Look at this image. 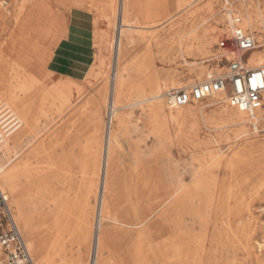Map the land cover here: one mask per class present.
I'll return each mask as SVG.
<instances>
[{"label":"rangeland","instance_id":"374dc122","mask_svg":"<svg viewBox=\"0 0 264 264\" xmlns=\"http://www.w3.org/2000/svg\"><path fill=\"white\" fill-rule=\"evenodd\" d=\"M24 1L0 4V10L8 11L5 18L0 17V93L6 92L1 83H6L8 75L21 70L16 66L29 62L39 85L29 94L21 134L13 132L4 141L11 145L15 138L21 139L19 155L15 159L3 151L0 163L14 162L19 168V200H30L31 213L36 216L31 226L24 228L11 191L1 186L9 195L36 264H40V255L52 257L55 264H74L71 259L83 253V263L91 264L101 229L108 235L105 264H133L132 253L140 247H151L157 260L144 264H172L169 240L173 237L189 246L188 252L177 255L179 260L188 257L186 264H263L264 246L260 248L259 243L264 244V121L256 129L251 122L226 119L222 112L231 106L212 97L193 103L192 107H203L204 112L183 122L168 118L160 124L150 117L149 102L130 104L122 97L121 103L128 105L118 112L129 115L123 126L116 116L113 122L111 119L113 73L118 63L134 69L126 73V89L149 93L153 89L147 85L149 80L161 84L164 94L173 80L189 87L205 80L207 70L212 74L224 71L213 60L205 62L197 53L185 58L178 46H169V39H178L193 27L199 34L204 27L214 28L217 40L210 46L209 56L216 55L217 42L228 31L221 29L217 14L225 12L223 0H136L131 19L146 28L136 30L145 36L118 60L114 36H118L122 0H34L35 7L46 15L51 32L43 47L39 45L32 54L24 34L26 11L15 16ZM232 1L236 7L240 0ZM253 1L264 11V0ZM210 3L213 8L208 7ZM161 10L169 15L162 18L157 14ZM53 23L60 26L58 35L63 38L59 45L53 43ZM157 38L164 40L161 47ZM73 56L77 61L70 71ZM202 68L205 71L199 76ZM60 80L75 83L82 92L70 110L55 95L53 86ZM74 93L77 96L76 89ZM1 100L9 102L7 95ZM97 103L100 109H96ZM82 106L87 119L78 118L79 124H72L70 113ZM165 108L167 113L173 111L168 105ZM1 118L7 121L4 115ZM98 130L101 139L96 145ZM113 133L119 155L111 196L115 205L110 219H105L98 196L103 175L95 174L94 160L98 151L105 158ZM199 166L201 172L195 173L193 169ZM198 179L202 188L197 193ZM179 185L184 194L169 197ZM82 213L91 214L93 224L88 250L81 249L86 239L80 226ZM126 213L130 215L127 226L123 223ZM63 223L73 234L62 231ZM54 236L60 242L51 248ZM30 240L35 247L29 245ZM1 252L0 264H5Z\"/></svg>","mask_w":264,"mask_h":264},{"label":"bare ground","instance_id":"6f19581e","mask_svg":"<svg viewBox=\"0 0 264 264\" xmlns=\"http://www.w3.org/2000/svg\"><path fill=\"white\" fill-rule=\"evenodd\" d=\"M123 6L121 11V17L117 18L118 26L116 27L118 29V36L115 38L114 41L117 44V60L119 57L124 56L125 51L129 47H133L137 44L138 40L144 38V33H138L136 31L137 29H146L145 27H139L133 23L132 17V10H134V4L132 0H122ZM215 3V2H214ZM23 5H21L20 9L17 8L15 11V16L17 17L19 12H22L23 10L26 11L27 16V30L24 32L25 35H27V44L31 54L36 51V49H40L39 45H42L43 42L47 40V32H51V27L49 24L46 23V15L41 13L38 8L35 7L36 2L34 0H27V2H22ZM19 5V6H20ZM115 7V6H114ZM209 8H213L212 3L208 5ZM19 9V10H18ZM114 9V8H113ZM233 12L239 14L242 18V25L244 28L249 29L253 34L255 35L257 39V46L256 48L249 54L248 56V66L251 68H257V67H263L264 66V50H258V48H264V11L263 9L258 6L253 0H240L237 6H233ZM1 14L0 17L5 18L8 15V11L0 10ZM114 11V10H113ZM115 12H113L114 15ZM220 14V21H221V29L226 28L227 29V22L231 18L230 12L221 13L220 11L217 13ZM39 15V18L35 20V17ZM218 16V15H217ZM114 20L111 22L113 23ZM50 28V29H48ZM200 28V27H199ZM53 43H56L57 45L61 44L62 42V36L58 35V32L60 31V26H58L57 23H53ZM216 29L214 28H208L204 27L202 33H198L197 27L191 28L188 32H184L183 34H180L178 39L170 40L169 39V46L176 45L181 49L183 57L194 55L195 53L202 56L201 58L203 61H210L213 58L218 57V55L214 54L211 57L209 56V48L217 40V35L215 34ZM49 32V34H50ZM147 36V35H146ZM74 39V38H73ZM158 39V38H157ZM49 41V40H48ZM82 41V40H81ZM15 43V42H13ZM68 43V42H66ZM73 43V42H72ZM156 44L161 47L164 44L163 38H160L156 41ZM67 44H65L66 46ZM62 46V45H61ZM172 46V47H173ZM66 48V47H65ZM65 48L61 49V53H65ZM64 51V52H63ZM82 57H87V54L84 52L80 53ZM75 58V56H73ZM29 61L30 58H28ZM77 59H72L70 61V71L74 68L75 62ZM26 64V63H25ZM32 65L26 64V65H18L16 67L17 70L21 69L23 73L18 72H12V74H9L7 77L6 83H1L3 87H5V94L0 93V132H4L5 128L9 131L7 134L4 135L3 140L0 142V153L3 151H7L11 154V158L18 157L20 149L19 145L17 144L18 141L21 139H14L13 144L11 145H5L4 141L6 140L7 136L12 134L13 132H16L17 134H21V122L27 119V114L25 113L26 108L29 106V94L38 89L39 83L36 81L37 76H34V73L36 71L29 70L31 69ZM216 67H219L216 65ZM225 68V67H224ZM223 68V69H224ZM134 70L133 68H126L121 63H118L116 65V68L113 73V87H112V97H111V119L113 122L114 116H116L117 121L120 122L121 126H123V123L126 121V117H128V112H118V109H123L128 104H122L121 98L124 97L128 100H130V104H143L145 102L150 103V117L152 120L156 122H165L169 118V121L179 123L183 122L184 120L188 119L189 117H194L198 115L201 112H204L203 107H192L193 103L188 104L186 106H181L177 108H170L173 111H170L167 113L165 105L167 106L164 98V94L161 91L162 85L160 84H153L155 83L153 80H147V85L150 87L152 86L153 89L152 92H147L143 89H140L141 91H135L133 89H126V81L128 79V76H126V73H128V70ZM204 69L202 68L199 72V76H201L204 73ZM53 75L56 73L55 71L52 72ZM206 78L209 75H212L211 69L206 71ZM52 75V76H53ZM15 82L17 83L15 85ZM145 84V83H144ZM142 84V85H144ZM183 82H179L178 80H173L172 82H169V87H183ZM146 85V84H145ZM193 85V84H192ZM191 86V85H190ZM54 87L55 95L58 96V99L62 102L64 108H69L75 104V102L82 96V92L80 93L79 87L67 80H60L57 81ZM188 87V86H187ZM142 88V87H141ZM145 88V87H144ZM77 91V96L75 95L74 91ZM149 94V95H148ZM7 95L8 101L1 100ZM213 100L221 102H228V106H231V104L228 101V97L226 94H215L212 96ZM120 102V103H119ZM202 102V101H198ZM223 102V103H224ZM77 104V103H76ZM75 104V105H76ZM74 107V106H73ZM134 107V106H133ZM140 107V106H139ZM146 107V106H145ZM101 105L99 103L96 104V109H100ZM232 109L225 108L222 112V116L226 119L234 120L238 124H246L248 122L253 123L255 128H258V124L260 122L263 123L264 121V106L261 109H258L253 114L248 113L247 111L242 110L239 107H233ZM147 109V108H145ZM83 106L79 108L78 110H73L70 113V121L72 124L77 121V119L83 120V118L88 117V112L83 111ZM124 110V109H123ZM147 112V111H146ZM146 114V113H145ZM4 115L7 121L3 122V118L1 116ZM18 121L19 127H12L14 124V121ZM2 121V122H1ZM118 122V123H119ZM79 124V122H76ZM83 124V123H82ZM160 124V123H159ZM86 126V122L84 123ZM83 125V126H84ZM118 125V124H117ZM127 125V123H126ZM181 125V124H180ZM2 126V127H1ZM165 126V125H164ZM245 126V125H244ZM9 128V129H8ZM11 128V129H10ZM163 129V128H162ZM116 132V131H114ZM160 132V131H159ZM101 139L99 130L95 134V140L96 145L99 144V141ZM110 141L108 142V147L106 151V156L104 158V152L103 156L101 157V152L98 151L95 153V162H94V168H95V174L98 175L101 173L103 176V181L98 189V196L101 199V215L102 218L110 219V213L112 211V208L115 204H113L111 200V196L114 191V184H115V178H114V169L117 163V158H119L116 154V150L118 149V145L116 142V138L114 133L110 137ZM231 163V162H230ZM202 164V163H201ZM200 165V163H199ZM203 165V164H202ZM100 166V167H99ZM17 164L14 162L4 164L0 163V181L2 185L9 189L13 195L14 202L17 205V216L21 223L23 224L24 228H27L31 226L33 223V220L36 216L32 215L31 213V207L32 204L30 200L24 201L23 199L19 200V184H18V170ZM201 166L194 168L193 170L195 173L201 172ZM197 186L195 188V191L201 192L202 188V182L200 179L196 181ZM183 185H179V187H176L174 190H172L169 193V197H173L174 195H183L180 194ZM88 195L92 197V194ZM195 196V194L193 195ZM39 213L41 214V209L38 208ZM82 210V209H80ZM151 210V209H149ZM129 212V209H127ZM131 211V210H130ZM132 212V211H131ZM104 214V215H103ZM91 214H81L80 223L81 227L83 229V232L86 235V239L83 240L81 243V249L88 250L90 247L89 239L91 237L92 233V226L93 224L90 221ZM130 215L126 213V215L123 218V223L125 226L130 225ZM149 216V215H148ZM48 221V220H47ZM99 226V225H98ZM60 228L64 232H70L73 234V229L70 230L65 226V223L61 224ZM101 228V226H100ZM108 235L105 229H101L100 233L97 235V243L95 248V264H105L106 259L104 258V249L106 247V241H107ZM60 242V238L57 236H54V239L52 240V244L50 245L51 248H55L58 246ZM29 245L31 247H35L36 243L33 240L29 241ZM260 248L264 246V244L259 243ZM108 247V246H107ZM1 247H0V257H1ZM189 246L185 244L184 242L178 241L175 237H173L171 240H169V260L172 261V264H186L188 263V257L186 259L179 260L177 259V255L182 252H188ZM132 254H134L133 257V264H144L147 261H152L155 263L156 256L152 253L151 247H140L137 248ZM84 256V253L78 256L76 259H71L74 264H84L82 261V258ZM179 256V255H178ZM186 257V256H185ZM3 261V260H2ZM47 262L48 264H55L56 261L52 257H49L48 255H40L39 256V262L40 264H44L43 262ZM61 261V260H60ZM64 261V260H63ZM176 262V263H175ZM260 262H263L264 260H260Z\"/></svg>","mask_w":264,"mask_h":264},{"label":"built area","instance_id":"2783aa9c","mask_svg":"<svg viewBox=\"0 0 264 264\" xmlns=\"http://www.w3.org/2000/svg\"><path fill=\"white\" fill-rule=\"evenodd\" d=\"M10 2L11 0H0L3 6H8ZM232 2L223 0L222 9L230 12L231 18L227 22L228 31L217 42L218 57L212 59L215 65L225 67L224 71L213 73L205 80L189 87L169 88L164 93L169 108L204 101L215 94H226L231 106L239 107L250 114L264 106V66L257 68L248 66V56L258 42L253 32L243 27L241 16L233 12ZM19 124L16 120L12 127H19ZM9 131L5 128L4 132H0V142ZM0 247L4 251L5 264H36L13 214L9 195L3 190L1 182ZM92 257L91 264H95V253Z\"/></svg>","mask_w":264,"mask_h":264},{"label":"crops","instance_id":"0c3cea01","mask_svg":"<svg viewBox=\"0 0 264 264\" xmlns=\"http://www.w3.org/2000/svg\"><path fill=\"white\" fill-rule=\"evenodd\" d=\"M132 1H133V4H134V10H135L136 9V0H132ZM157 14L159 16H162V18H164L165 16H167V14L169 15V12L165 13V12H163V10H161V11L157 12Z\"/></svg>","mask_w":264,"mask_h":264}]
</instances>
